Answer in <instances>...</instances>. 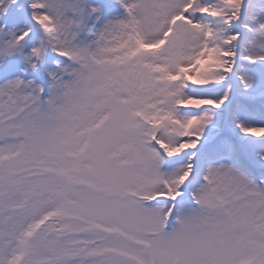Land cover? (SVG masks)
I'll use <instances>...</instances> for the list:
<instances>
[{
  "label": "snow or ice",
  "instance_id": "obj_1",
  "mask_svg": "<svg viewBox=\"0 0 264 264\" xmlns=\"http://www.w3.org/2000/svg\"><path fill=\"white\" fill-rule=\"evenodd\" d=\"M0 264H264V0H0Z\"/></svg>",
  "mask_w": 264,
  "mask_h": 264
}]
</instances>
